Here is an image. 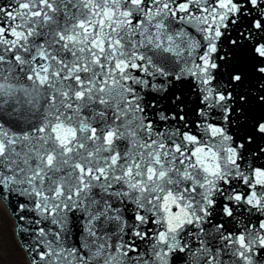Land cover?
Returning <instances> with one entry per match:
<instances>
[{
    "label": "snow or ice",
    "instance_id": "obj_1",
    "mask_svg": "<svg viewBox=\"0 0 264 264\" xmlns=\"http://www.w3.org/2000/svg\"><path fill=\"white\" fill-rule=\"evenodd\" d=\"M0 264H264V0H0Z\"/></svg>",
    "mask_w": 264,
    "mask_h": 264
}]
</instances>
